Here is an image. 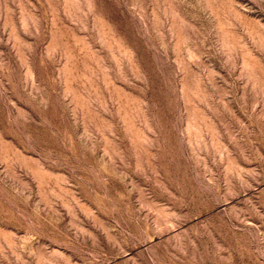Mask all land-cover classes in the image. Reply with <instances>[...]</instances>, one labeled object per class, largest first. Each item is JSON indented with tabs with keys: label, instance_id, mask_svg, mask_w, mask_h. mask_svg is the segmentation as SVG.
Listing matches in <instances>:
<instances>
[{
	"label": "rangeland",
	"instance_id": "obj_1",
	"mask_svg": "<svg viewBox=\"0 0 264 264\" xmlns=\"http://www.w3.org/2000/svg\"><path fill=\"white\" fill-rule=\"evenodd\" d=\"M0 264H264V0H0Z\"/></svg>",
	"mask_w": 264,
	"mask_h": 264
}]
</instances>
